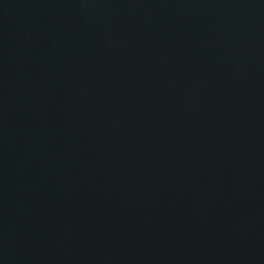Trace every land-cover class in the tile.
Returning a JSON list of instances; mask_svg holds the SVG:
<instances>
[{
	"label": "water",
	"instance_id": "1",
	"mask_svg": "<svg viewBox=\"0 0 264 264\" xmlns=\"http://www.w3.org/2000/svg\"><path fill=\"white\" fill-rule=\"evenodd\" d=\"M0 264H264V0H0Z\"/></svg>",
	"mask_w": 264,
	"mask_h": 264
}]
</instances>
